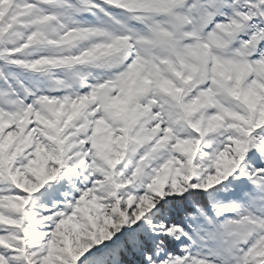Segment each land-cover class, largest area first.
I'll return each mask as SVG.
<instances>
[{
    "label": "snow or ice",
    "instance_id": "6c2138e0",
    "mask_svg": "<svg viewBox=\"0 0 264 264\" xmlns=\"http://www.w3.org/2000/svg\"><path fill=\"white\" fill-rule=\"evenodd\" d=\"M0 264H264V0H0Z\"/></svg>",
    "mask_w": 264,
    "mask_h": 264
}]
</instances>
